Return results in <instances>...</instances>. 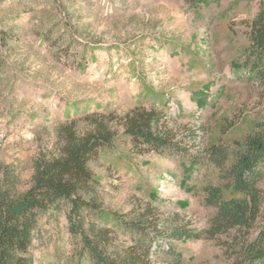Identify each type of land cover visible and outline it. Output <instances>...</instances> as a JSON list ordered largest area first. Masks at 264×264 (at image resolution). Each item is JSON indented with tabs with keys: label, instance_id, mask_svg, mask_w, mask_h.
I'll return each instance as SVG.
<instances>
[{
	"label": "rangeland",
	"instance_id": "1",
	"mask_svg": "<svg viewBox=\"0 0 264 264\" xmlns=\"http://www.w3.org/2000/svg\"><path fill=\"white\" fill-rule=\"evenodd\" d=\"M259 1L0 0V191L7 173L13 193L29 189L33 160L56 152L63 125L83 131L85 116L110 117L116 137L90 166L100 203L92 218L113 246L132 245L137 234L126 226L142 219L161 232L139 233L151 264H240L264 236V161L250 229L180 241L167 230L209 227L215 209L204 188L225 182L208 149L225 147L228 167L264 126V59L244 55ZM135 108L160 112L175 146L136 152L119 124ZM66 214V203L39 214L33 264H93Z\"/></svg>",
	"mask_w": 264,
	"mask_h": 264
},
{
	"label": "trees",
	"instance_id": "2",
	"mask_svg": "<svg viewBox=\"0 0 264 264\" xmlns=\"http://www.w3.org/2000/svg\"><path fill=\"white\" fill-rule=\"evenodd\" d=\"M246 37L248 46L244 55L263 63L264 0L259 1L255 15L246 23ZM261 70L264 71V66ZM83 121V131L77 129L76 122L63 125L58 132L56 152L33 160L31 185L25 193H13L14 176L6 174L9 182L0 191V264H33L31 248L38 216L51 207L58 208L61 203L67 205L69 233L80 238L93 264H151L150 243L146 236L139 234L150 227L142 219L126 226L137 234L132 245L117 248L111 243L112 232L92 218V214L100 210V203L96 199L98 182L90 164L98 150L109 146L117 133L110 117L90 114ZM119 124L138 153L175 146L172 130L155 109L135 108ZM207 156L219 169L220 180L225 182L204 188V204L215 209L214 215L209 227L198 232L169 225L168 237L174 240H190L201 235L211 239L232 230H248L258 218L261 191L257 184L263 178L260 166L264 161V126L260 124L256 133L244 138L228 167L224 166L225 147L211 146ZM224 190L234 195L226 198ZM150 229L161 233L156 228ZM263 245L264 236L260 233L248 244L240 264L263 263L264 251L260 250Z\"/></svg>",
	"mask_w": 264,
	"mask_h": 264
}]
</instances>
